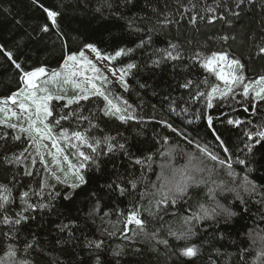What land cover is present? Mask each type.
<instances>
[{"label":"snow or ice","instance_id":"obj_1","mask_svg":"<svg viewBox=\"0 0 264 264\" xmlns=\"http://www.w3.org/2000/svg\"><path fill=\"white\" fill-rule=\"evenodd\" d=\"M33 2L43 9L49 21L40 31L48 33L55 29L56 35L62 39L58 23L60 13L40 4V0ZM245 3L256 7V0H232L231 4L223 0L216 8L205 9L207 13L219 12V15L196 13L189 16V23L195 25L197 19L207 20L209 24L216 20L231 23L229 15L239 17L240 11L237 9L242 10ZM178 4L179 8H183L181 0H178ZM104 6L110 16L124 20L128 32L137 36L138 42L134 47H117L114 54L104 55L94 43H85L76 51L68 50L65 43L62 63L58 68L48 69L45 66L28 68L26 62H20L19 55L0 44V56L14 67L22 85L11 95L0 99V128L13 130L12 133L0 132V164L16 169L7 182H0V264H39L45 250L36 233H26L25 229L37 219V214L42 216L47 212L59 215L56 202H71L80 193L84 194L83 202L87 208L78 211L92 224L100 220L98 231L102 237L114 238L119 233L132 245L135 243L134 238L143 234L155 241L154 252L168 258L177 257L176 264H189L193 258L201 257L205 264H220L225 254L219 248L214 247L202 253L193 238L201 231L207 233L209 228L219 231L221 225H231L236 218L251 216L250 203L257 205L261 212L255 219L264 223V185L257 186L248 175L238 182V173L234 168V165H246L249 156L255 157L259 149H264V125L256 126L251 120L233 115L240 109L254 115L259 106L264 105V75L249 78L245 74L246 65L235 55L222 49H189L186 44H191V40L181 42L179 38H169L162 46H156L153 37L165 33L174 22L179 23L170 15L167 3L161 8L153 0H144L140 11L132 15H128V12L138 7V0H104ZM260 7L264 10V3ZM180 15L184 13L180 12ZM209 39L216 40L217 37ZM218 39L227 43L235 37L225 34ZM261 39L264 40V37ZM138 50L146 57L145 67L160 68L171 64L174 69L189 70L198 65L206 73L200 79L186 77L177 87L187 93V100L180 97V102L188 105L181 111L187 113L191 110L194 119L206 121L205 135L211 136L214 143L210 145L207 140L201 142L191 138L168 120H156L153 116L150 119L155 123L169 129L187 145L194 146L195 153L185 152L179 145L170 148L167 153H161V156L167 155L169 159L167 163L159 165L161 171L155 182L146 179L142 168L139 177L131 173L127 176L115 173L114 178L105 185L89 188L91 178L88 173L102 174L106 160H111L117 153L135 165H146L148 172L153 171V154L136 157L129 151L128 138L122 131L117 129L113 135L105 131L97 119L99 113L121 125L144 121V117L138 115L127 99L110 93L106 85H111L113 81L86 54L90 51L96 59L111 62L117 58L130 57ZM257 54L264 56V44L258 46ZM138 67L136 62H129L119 68H109L108 72L127 91L129 85L125 77ZM140 86L145 87L143 84ZM91 98H97L102 103L97 104L94 112L84 115L81 101H90ZM54 101L64 102L59 111ZM179 106L174 99L169 110L175 112ZM217 121L239 130V143L235 152L218 131ZM162 139L165 144L169 141L168 136ZM9 140L21 142L23 147L11 151L8 148ZM69 149L71 156L68 154ZM177 149L186 158V163L180 167H176L173 162ZM238 153H244L245 158H241ZM261 156L264 157V153ZM38 165L41 167L38 168ZM221 172L227 175L228 181L217 182L216 177ZM23 177L38 179L35 184H23ZM194 191L197 194L202 192L206 202L199 203L195 211L186 215L184 213L188 209L185 206L192 199ZM101 192L112 201H127L126 207L114 206L105 210ZM225 193L233 194V200L228 204L218 199ZM112 215H116L117 220L110 230L103 225L105 219ZM167 217L178 220L179 227ZM65 219L67 222L61 220L56 225L60 235L56 237L55 244L65 252L68 251L63 248L65 244L74 246L73 251L79 248L84 252L75 264H93V261L102 264L100 253L105 248V239L89 240L84 236L81 246L80 237L77 236L80 231L79 217ZM153 221L155 225L149 231L148 226ZM116 224L122 227L117 228ZM28 236L32 238L28 239ZM245 236L249 239L250 247H237L238 264H247L246 257L251 254V248L257 245L256 259L258 264H264V236H259L256 229ZM167 237H171L174 243H170ZM159 246H163L162 253ZM111 254L119 258L126 254V247L117 245ZM52 264L61 262L56 260ZM116 264H119L118 259Z\"/></svg>","mask_w":264,"mask_h":264},{"label":"trees","instance_id":"obj_2","mask_svg":"<svg viewBox=\"0 0 264 264\" xmlns=\"http://www.w3.org/2000/svg\"><path fill=\"white\" fill-rule=\"evenodd\" d=\"M181 2L183 8H179L178 0H153V3L161 8L167 3L169 5L167 10L170 15L175 21H179V23L174 22L169 25L165 33L153 37L156 46H162L169 38H179L181 42L191 40V44H186L189 49H222L235 55L246 65L245 74L249 78L264 75V56L257 54L258 46L264 44V40L261 39V37H264V10L260 7L264 0H256V7L245 3L242 10L237 9V11H240L239 17L229 15L228 19L231 23L216 20L214 23L209 24L207 20L197 19L195 25L189 23L190 15L196 13L204 16L219 15V12L207 13L205 9L208 7L216 8L217 4H221L223 0H181ZM231 2L232 0H228L229 4ZM40 4L60 13L58 23L59 30L63 34L62 39L56 35L55 29L48 33L40 31L42 26L48 24L49 21L43 9L33 0H0V44H4L14 54L19 55L21 57L20 62H26L28 68L34 66H45L48 69L58 68L65 54V43L67 49L72 51L82 48L85 43H94L102 54L108 55L114 54L117 47H134L138 42L137 36L130 34L126 29L124 20L109 15V10L104 6V0H40ZM143 4L144 0H138V7L128 12V15L139 12ZM97 9H100V11H97ZM180 12H183L184 15L181 16ZM225 34L235 37V39H230L227 43L220 41L219 36ZM210 37H217V39L210 40ZM145 59L144 54L138 50L130 57H121L114 61V65L118 68L129 62L138 64L139 67L133 69L128 75L129 88L124 96L136 108L138 115L144 117V121L142 123L133 121L128 125H121L118 121L108 120L99 113H97V119L101 122L105 131L111 132L113 135H115L117 129L122 131L128 138L129 151L136 157L143 158L153 154V171L148 172L146 165H135L127 157L117 153L111 160H106L102 174L99 172L88 173L91 178L89 188L96 189L101 185H105L114 178L115 173L123 176L131 173L133 176L139 177L142 168L146 173V179L155 182L161 171L159 165L167 163L169 159L167 155L161 156V153H167L170 148L176 145L183 148L185 152L195 153L194 146L187 145L184 140L175 136L169 129L155 123L150 119L153 116L156 120H168L174 127L183 129L191 138L201 142L207 140L210 145L214 143L211 136L205 135L206 121L194 119L191 110L187 113L181 111L183 107L188 105L181 103L180 97L187 100V93L186 90L177 87L178 83L183 82L186 77L200 79L206 73L198 65L189 70L174 69L171 64L162 65L160 68H149L145 67ZM142 84L145 87H141ZM21 86L14 67L6 58L0 56V99L11 95ZM174 99L177 100L180 106L176 108L175 112H171L169 106ZM237 99H240V97H237ZM53 103L57 105L59 111V107L64 102L54 101ZM99 103L102 102L97 98H91L90 101H81L84 115L94 112ZM65 111L68 110L65 109ZM209 111L214 115L217 114L213 110ZM233 115L251 120L252 124L256 126L264 125V105L259 106V110L254 115L244 113L242 109ZM64 123L65 126H68L67 122ZM216 127L228 142V146L235 152L239 143V130L226 124L221 125L219 121L216 122ZM2 131L13 132L11 129L0 128V132ZM164 136L169 137L167 144L162 139ZM21 147H23L21 142L9 140L8 148L11 151H18ZM261 153H264V149H259L255 157L249 156V163L246 165H234L238 173V182L242 181L244 175H248L249 179L257 186L264 185V157L261 156ZM68 154L71 156L69 150ZM221 154L223 155V153ZM238 154L241 158H245L244 153ZM173 162L176 167L186 163V158L179 152V149H177ZM40 167L38 165V168ZM14 171L16 169L13 166L0 164V182H7ZM36 179L38 178L23 177L22 183L32 182L35 184ZM216 179L219 182L220 180L228 181L229 178L221 172ZM101 195L104 196L105 210H107V207L114 206L125 208L127 205V201L120 203L119 200H110L103 192H101ZM83 196L84 194L80 193L71 202L57 201L59 215L47 212L42 216L37 214V219L25 229L26 233L28 231L36 233L37 239L45 250L39 264H52L56 260H59L61 264H75L76 259L85 254L79 248L73 251L74 246L72 245L65 244L63 248L68 249L65 252L55 244L56 237L60 235L56 225L61 220L67 222L65 219L67 217H79L80 231L77 232V236L80 237L81 246L84 243V236H87L89 240L105 239V248L100 253L102 264H116L117 259L119 264H176L177 257L168 258L154 252L152 249L155 241L143 234L136 236L134 238L135 243L132 245H129L128 241L124 240L119 233L114 238L102 237L98 231V227L101 225L100 220L97 219L96 224H92L83 218L81 211H78L87 208V205L83 202ZM218 199L221 203L228 204L233 200V194L225 193L219 196ZM201 202H206V197L203 196L202 192L197 194L194 191L192 199L185 206L188 210L184 214L190 215ZM207 203L211 202L207 201ZM249 211L251 216L236 218L231 225H221L219 231L214 228H209L207 233L201 231L198 236L193 238L194 242L201 248L202 253L205 250H212L214 247L219 248L221 253L225 254L221 258L220 264H224L225 261L228 264H238L237 247H250L249 239L246 238L245 234L256 229L259 236H264V223L255 219L261 214L258 211V206L250 203ZM166 219L179 227L178 220H173L171 217ZM116 220L117 216L112 215L105 219L103 226L111 230L112 224H115ZM154 225L155 222H151L148 230L151 231ZM116 227L120 228L122 225L116 224ZM31 238V236H28V239ZM167 238L170 243H174L171 237ZM117 245L126 247V254L119 258L113 257L111 254V250L115 249ZM159 247L162 253L164 251L163 246ZM133 249H140V251L137 252ZM258 249L259 245L251 248V254L246 257L247 264H258L255 255ZM183 259L188 260V258ZM93 264H95V261H93ZM189 264H205V261L202 257L199 259L193 258Z\"/></svg>","mask_w":264,"mask_h":264},{"label":"rangeland","instance_id":"obj_3","mask_svg":"<svg viewBox=\"0 0 264 264\" xmlns=\"http://www.w3.org/2000/svg\"><path fill=\"white\" fill-rule=\"evenodd\" d=\"M86 54L89 56L90 59H92L97 67L101 68L102 72L105 74V75H108L109 76V79L113 81V83L111 84L112 86H107L106 85V88H108V90L110 91V93L113 95V96H119V97H122L124 99L125 96H124V93H126L127 91H124V89L118 84L115 82L116 78L115 77H112L110 75V73L108 72V69L109 68H118L114 65V61H105V60H98L96 59L95 57V54L94 53H91L90 51L86 52ZM88 75H91V73H88ZM127 83H128V76L125 77ZM129 85V83H128ZM69 95H71V91H69L68 93ZM69 152H71V150L69 149ZM50 159V158H49Z\"/></svg>","mask_w":264,"mask_h":264}]
</instances>
